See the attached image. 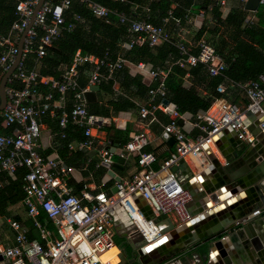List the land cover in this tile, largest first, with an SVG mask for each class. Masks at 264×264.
Here are the masks:
<instances>
[{
    "label": "built area",
    "instance_id": "2783aa9c",
    "mask_svg": "<svg viewBox=\"0 0 264 264\" xmlns=\"http://www.w3.org/2000/svg\"><path fill=\"white\" fill-rule=\"evenodd\" d=\"M38 2L19 0L15 5L17 19L7 34L0 32L1 77L15 62L18 42L26 32L19 62L6 83V104L0 111V173L14 179L19 169L27 170L23 177L22 203L27 216L34 221L47 244L28 240L21 222L7 220L13 232V244L5 243L0 234V257L3 260L0 264H117V255L116 263L102 259L103 255L116 248V222L127 225V237H138L148 246L166 235L168 225L161 221L182 225L191 220L187 212L191 196L182 188L171 171L172 167L181 161L204 155L223 131L233 132L243 143H254L255 138L249 129L256 118L263 115L264 73L256 81L244 85L247 98L244 106L239 107L224 100L215 101L207 112L197 114L193 123L195 127H199V123L205 124L206 127L201 128L203 133L188 137L179 125L183 114L176 108L170 110L163 102L168 74L164 69L152 68L143 63L133 65L120 57L113 62H105L90 55H82L79 51L56 80L41 76L35 69L25 68L30 55L35 56V61L40 60L62 32L73 30L79 17L74 16L73 22L65 25L63 15L73 2L84 4L96 18L108 19L110 15H115L119 23L126 24L128 33L133 36L128 47L143 42L152 47L168 41L169 36L162 28L131 19L124 13L111 11L90 0H44L34 13ZM175 47L181 56L176 62L179 67L188 69L202 64L209 76L222 75L225 64L206 41L201 39L198 42L195 55L189 54L182 43H175ZM85 64L90 66L88 83L84 89L75 91L79 79L78 68ZM124 66L144 73L155 83V87L148 91L149 101L139 109L142 130L133 134L118 152L121 158L129 154L137 155L139 169L130 179L116 182L115 193L91 194L83 191L81 197H77L68 184L69 168H65L60 160L39 153L41 131L38 121L46 114L54 116L59 109H63V96L70 90L75 91L71 109L68 112L60 111L57 115L58 127L64 130L68 124H73L83 129V140L72 141L67 148L71 152L90 151L93 147L91 132L102 121L88 112L84 94L91 90L97 92L101 81L110 80L112 74ZM102 68L106 69V76L101 74ZM41 86H49L59 95L58 100L54 101L52 93L42 94L39 91ZM216 90L223 92L222 86ZM157 110L169 114V121L162 127V133L166 139H172L174 150L158 170H153L151 165L155 157L144 152L143 148L148 144V129L156 121ZM258 127L264 128V121ZM58 135L60 138L65 136L61 131ZM98 156L99 164L110 166L107 150L101 148ZM136 200L145 203L151 218L142 214ZM38 217H45L52 222L57 235L55 239H46L47 233L36 221Z\"/></svg>",
    "mask_w": 264,
    "mask_h": 264
},
{
    "label": "crops",
    "instance_id": "0c3cea01",
    "mask_svg": "<svg viewBox=\"0 0 264 264\" xmlns=\"http://www.w3.org/2000/svg\"><path fill=\"white\" fill-rule=\"evenodd\" d=\"M15 1L16 0H0V6L7 8L10 5H12ZM162 1L169 2V6H170L169 9L172 10L174 13L175 11L177 12V10L180 9L177 7L178 5L176 4L175 0H146L145 4L142 5L134 4L131 9L134 12L135 17L141 18L138 19V21L148 22L147 19H152V21L157 22V24H160L159 26L164 28V31H167L169 33L171 38L176 39L178 42H183L184 44H186L187 48L190 50V52H192V54L196 52L198 42L204 37V36L201 37L199 36V31L204 26H207L210 29L217 28L218 37L226 39L228 43L229 41L231 43L235 40H238L241 41L242 43H246L247 45L253 47L257 51L256 55L250 53H244L243 58L245 63L242 65V67H244L245 65L252 67L253 68L252 71H254L255 74V71L258 72L260 66L264 64V6L263 5H260L256 12H250L244 9L246 2L243 3L242 0H220L218 6H216L217 4L215 5L216 2H214V0H191V4L186 10L187 12L186 18L179 19L175 17L173 13L170 14V12H167L165 16L161 17L160 11L152 12L150 10L151 5L152 6L159 5V3H161ZM215 12L219 14L218 18L215 16ZM239 12H243V22L239 26V30L243 32L242 35H236L235 28L232 25L220 24L222 22L225 23L226 19L229 16H232ZM7 32L3 34L5 35L7 34ZM120 44H121V48L125 50L130 49V47H128L127 44L124 43H120ZM229 50L231 52H234L236 50L237 52H239L238 47L234 43H232V46L229 48ZM258 54L260 55V57ZM39 61L40 60L35 61L34 63L35 65L34 69L38 71V73L40 68ZM68 66L69 65L66 64H61L59 66L57 70L59 77ZM225 66L229 68V65H225ZM171 68H172V64H167L165 66L164 70L168 72L167 77L172 73ZM182 69L185 71V74L180 77L181 87L186 90L194 88V90L200 97L202 98L209 97L210 96L209 87L205 84H201L197 79L192 77L190 75L189 69H185V68ZM243 72L244 73L238 74L237 76L238 77L250 76L249 72H245L244 69ZM128 74L131 77H136V76L140 77L142 82L147 87L153 84L144 73H140L136 69H131L130 67H128ZM89 76H90V67H88V74L86 81L84 79L80 80V77L78 79V83L80 81V84L83 85V88H79L77 83V87L75 91L84 89L86 87ZM43 77L55 79L52 76H43ZM247 83H248L247 81H245L244 83L235 82L229 84L228 81L222 83L221 86L223 88V92H218L216 90L219 97L216 98L215 101L224 100L226 102L235 104L239 107L244 106L247 103V98L243 87ZM110 89L112 91L111 94L101 91L100 87L96 92V101L94 103L97 104L99 107H102L104 109L106 108L108 115L101 116L99 114H92L95 117L99 118L102 121V123L99 124L98 128L93 129L91 132L93 136L92 149L90 151H82L84 152V154L86 153V156L88 158L87 162L79 168H69L68 171L69 181L72 180L74 183L81 186L79 192L75 194L77 197H81L83 191L89 192L91 194H95L98 192H104L110 194L112 193V189L115 186L116 177H118L120 181L128 180L131 178L134 172L139 169V162H138L139 158L137 155L129 154L126 157L121 158L118 155V152L125 146V144L130 140L133 134L139 133L142 130L141 129L142 121L140 120L138 114L140 107L145 105L149 101L148 98L149 95L148 93L146 95L138 93L136 92L135 89L130 91V93H127L125 89L120 85V83L116 81L112 83ZM75 91L70 90L63 96V109L62 108L59 109L54 116H51L50 114H46L45 116L41 117L40 120L38 121L41 131L40 139H39V145H40L39 153L43 156L52 157L57 160H60L62 163L63 160L60 157L59 154L60 151H58L57 148L58 140H59L57 134L58 127H56V124L58 122L57 115L60 114V111L68 112L71 109V108L69 109V107H72L73 105V94L75 93ZM40 92L42 94L48 92L52 93L54 97V101H57L59 98V95L56 92L52 91L49 88V86H41ZM118 97H121V100H126V102L129 103L131 106H126L124 109H120L119 111H114L111 104L113 102H116ZM146 99L148 100L145 103ZM158 100L159 99H156L157 102ZM163 102L168 106L169 104H172L168 99H166V97L163 100ZM87 104L88 103L86 102V106ZM211 106L209 107V109L211 108ZM262 110H263V115H259L256 118L255 123L258 122L260 123L261 121H264V104L262 105ZM207 111H199L198 114ZM155 116H156V121L151 123L149 126L148 136H147L148 144L143 148V151L154 155L155 162L151 165V168L153 170H158L161 163L166 158H168L169 155L173 152L174 143L172 139H166L162 133V127L166 125L169 121L168 112L157 110L155 112ZM195 120L196 117H193L191 114L189 113L183 114V119L181 120L182 123L180 126L188 137H194L196 135L202 134L203 131L201 128L206 127L205 124L202 123H199V127L193 126ZM70 125L75 126L73 124H68L66 128H68ZM259 129L262 132L260 139H255L253 144H246L239 141L236 135L229 130L223 131L214 139L213 146L210 148L209 151H206L204 155L198 156L196 158H189L184 162L183 165L178 164L177 166L172 167L171 171L176 175L177 179L181 184H184L186 181L190 180L191 182H193V184L197 186L199 190H201L203 184L206 183L216 189L217 188L216 185L220 186L219 181L224 182L223 177L227 178L230 182L238 181V180H245L248 182L251 176L254 175V170L258 167H261V161H264L262 157L255 156V153L259 152L257 146H259L262 150L264 149V128L259 127ZM101 148L107 150V152L109 153L111 164L109 167H105V165H102L106 169V173L103 174L100 179H96L93 176V172L89 171L88 168L86 167L90 160H96V162L98 160L100 161V158L98 156V150H100ZM221 152L224 154V157L223 155H221ZM208 153L214 155L217 158L219 166L223 169V176L220 175L218 171H215V169L212 166H210V163L206 159ZM99 161L98 163H96L95 168L101 166V164H99ZM209 166L212 167L211 170L209 169ZM109 172H111L112 175L109 174ZM2 185L3 183L1 182V186ZM261 185H264V181L261 182ZM216 192L217 191H215V193ZM226 196L227 198L225 200L220 199L218 203H213L211 201H208L209 196H206L205 200L207 201L210 207L208 210L202 211V213L199 215H204V213H206L207 211H211L210 213H212V210L215 207L224 203H230L234 208L242 207L244 206L245 201L247 200V196L244 190H241L239 188H237L236 194L230 195L228 193ZM190 203L188 204L187 209L189 208V210H191L193 213H197L201 209L200 204L196 205V203L195 204L191 203L190 205ZM8 210L12 217L17 216L20 218V220H15L11 217L0 216V234L1 237L4 239L5 243H8L9 245L13 244V232L7 223V220H9V221H18L23 224L26 230V237L28 240L38 241L42 245L47 244V242L41 238L40 231L38 227L35 225L34 221L27 216L26 209L22 203V200L19 203L10 206ZM214 211L217 210L215 209ZM222 212H224V210L214 213V216H217L218 213H222ZM230 212H232V210L227 209V214H229ZM256 214H258L259 221L264 220V209L262 211L256 212ZM199 215L197 214L194 217H191V220L189 222L182 225L192 223V221L195 220L196 217H198ZM36 221L40 225V228H42L47 233L46 239L48 241L53 240L57 237L55 227L50 220H48L45 217H38ZM212 221L213 220H211V222ZM182 225H176L173 223L174 228L181 227ZM204 230L205 229L203 230L199 229V232L202 233L204 232ZM114 232H115L114 239L117 237L123 240L120 243V245H117L114 242L116 247L115 249L118 251V253H116L115 255H117L118 258L119 256L118 248H121L125 251V259L128 262H130V260L134 259L133 257L135 255V252L131 250L129 244L131 243L133 245H140L141 239L138 237H131V238L127 237V225L126 224L124 225L123 222H116L114 226ZM196 232H197L196 230H189L187 233H184V235L178 236L176 239H174L175 245L169 246L165 251L167 252L170 249H173L177 245L184 247V242L185 240L188 239L186 238V236L190 237ZM170 234L171 231L167 232L164 238L161 239V241H158L153 245H148L147 247L152 246L154 248V246L159 245L160 243L166 241L167 239L171 240ZM232 241L234 242L236 241V239L232 238ZM147 247L142 246V248H146V249ZM227 248L229 249L235 248L232 249V254L230 255L231 264H234L233 260L237 262L236 259H239V257L243 259V258H247V256H249V258L252 259L253 264H263L262 261L259 260V254L252 249L251 245H248L247 246L248 249L244 250L242 247H238L236 245L230 246V243L227 242ZM204 254H200L198 252H195L194 250L192 251L181 250L180 252H178V254H176L175 257L169 259L168 264H224L222 262L220 263L216 259V257L208 258L205 257ZM147 259H150V257H148ZM2 261H3L2 258H0V263Z\"/></svg>",
    "mask_w": 264,
    "mask_h": 264
},
{
    "label": "trees",
    "instance_id": "16d2710c",
    "mask_svg": "<svg viewBox=\"0 0 264 264\" xmlns=\"http://www.w3.org/2000/svg\"><path fill=\"white\" fill-rule=\"evenodd\" d=\"M19 0H16L9 7L0 6V32L6 33L10 28L11 24L17 19L15 14V5ZM92 2L98 3L101 6L106 7L111 11L117 13H124L126 16H130L131 19L138 20L141 18L135 17L132 11V6L134 4H145L146 0H90ZM177 7L180 8L175 11V13L170 10L169 2L162 1L159 5L150 6V10L153 12L160 11L161 17L165 16L167 12L179 19H184L187 16L186 10L191 4V0H175ZM215 5L218 6L220 0H214ZM217 8V7H215ZM170 10V11H169ZM65 25L73 22V17L78 16L79 20L75 22L74 28L71 31L62 32L61 36L53 43V45L46 50V54L39 61V73L43 76H52L55 79L59 78L58 68L61 64L70 65L72 59L77 51L82 55H90L99 60H104L105 62H113L118 57L125 59L131 64L144 63L149 64L152 68L165 69L167 64H172V73L168 75L165 81L166 87V99H168L172 104H174L176 110L181 113H189L193 117H196L199 111H207L211 104L219 97L217 94V87L221 86L222 83L228 81L229 84L239 82L244 83L245 81H256L260 75L264 73V64L260 66L259 71L254 74L252 67L242 65L245 63L243 55L244 53H250L256 55L257 51L241 41L235 40L228 43L224 38L218 37L217 28L210 29L204 26L199 31V36H204L202 40L206 41L211 47L214 48L215 53L223 60L225 65H229V68L225 66V69L220 76L211 77L208 75L206 67L202 64H197L194 67L188 68L190 75L197 79L201 84H205L210 89V96L206 98L200 97L194 88L186 90L181 87L180 77L185 74V71L179 67L176 63L181 56L179 55L178 49L175 47V43H178L176 39L171 38L169 33V40L162 42L159 45L149 46L146 42L140 44H134L130 49L125 50L121 48L120 43L128 44L132 39L127 31V25H122L117 22L115 15H110L108 19H100L93 16L91 11L82 3L73 2L68 9L64 11ZM215 16L218 18L219 14L215 12ZM152 25L160 27L157 22L152 21V19H147ZM243 22V12H239L226 19L225 23H220L221 25H232L235 28L236 35H242V31L239 30L240 24ZM183 46L187 48L186 44L183 42ZM234 43L239 52H231L229 48ZM198 52L193 53L195 55ZM188 53L192 54L188 49ZM259 55V54H258ZM260 57V55H259ZM35 56L30 55L26 59L25 68L34 69ZM89 65L85 64L78 68V73L80 80L84 79L86 81L88 74ZM249 72L248 77H238V74ZM103 76L107 75L106 69L102 68L100 70ZM253 74V75H252ZM1 81V77H0ZM116 81L125 89L127 93H130L133 89L141 94H147L149 89L155 87V83L147 87L142 82L141 78L131 77L128 74V67L124 66L112 74L110 80L101 81L99 87L100 90L111 94V85ZM20 86V85H18ZM79 88H83V85L78 83ZM40 91V88H39ZM46 91V88H45ZM72 93V92H71ZM149 98V96H148ZM72 100V99H71ZM148 99H146L145 103ZM114 111H119L124 109L126 106H131L126 100H121L118 97L116 102L111 104ZM71 107H69L70 109ZM87 110L90 114H99L101 116H107V109L99 107L97 104L88 103ZM48 120V118H47ZM54 122V121H53ZM1 123V120H0ZM52 126V125H51ZM58 127V122L56 124ZM2 128L0 127V132ZM63 132L64 138H60L58 135V151L60 157L63 160V165L67 168H79L84 165L88 158L86 153L71 152L68 150L67 145L73 140L80 141L83 140V129L77 128L76 126L70 125L64 130H60L58 127L57 134ZM99 161V160H98ZM96 160H90L87 167L89 171L93 172V176L96 179H100L103 174L106 173V169L101 165L95 168ZM26 169H19L16 173L14 179L8 177L5 173H0V179L3 185L0 188V216L11 217L15 220H20L17 216H11L9 212V207L19 203L23 200L24 193L22 191L23 177L26 173ZM69 186L73 189V194H76L81 189L80 185H77L72 180L69 181ZM123 240L120 238H115L114 242L117 245ZM200 254L206 252V247L201 246L194 250Z\"/></svg>",
    "mask_w": 264,
    "mask_h": 264
},
{
    "label": "water",
    "instance_id": "95a60500",
    "mask_svg": "<svg viewBox=\"0 0 264 264\" xmlns=\"http://www.w3.org/2000/svg\"><path fill=\"white\" fill-rule=\"evenodd\" d=\"M43 1L44 0H39L34 9V13L38 10ZM260 5L264 6V0H247L244 9L246 11L256 12ZM25 33L26 32L23 33L19 41L18 54L16 56L15 62L2 76L0 81V111H2L6 104V83L19 62L22 41ZM84 99L87 103H94L96 101V91L91 90L90 92L85 93ZM174 108L175 106L173 104H169L170 110H173ZM181 123L182 121L179 120V125H181ZM258 124L259 122L254 123L249 129L255 139H260L262 133L258 127ZM257 147L259 152H254L255 156L262 157L264 159V149L262 150L259 146ZM221 155L224 157L222 152ZM206 159L210 163V166H212L215 171H218L220 175L223 176V169L219 166L217 158L214 155L208 153ZM179 164L183 165L184 162L181 161ZM210 166L209 169L211 170L212 167ZM105 167L109 166L105 165ZM109 174L112 175L111 172H109ZM223 179L224 182L219 181L220 186L216 185V189L206 183L203 184L202 189L199 190L197 186L190 180L182 184V188L191 196V203L201 205V209L197 213H193L191 210H189V208L187 209L190 217H194L197 214L199 215L202 213V211L209 209L208 203L205 200L206 196H209L208 201L218 203L222 196H226L228 193L230 195L236 194L237 188L244 190L247 196L244 206L234 208L230 203H224L215 207L212 210V213H210L211 211H207L204 213V215H199L196 217L192 223L182 225L178 228H174L168 220H163L161 222H165L168 225L166 232L171 231V240L167 239L146 253L144 252V248H142V246L147 247L143 240H141L140 245H133L130 243L129 246L131 250L135 252L133 257L134 259L130 260V262L125 259V251L121 248H118L119 262L117 264H168L169 259L175 257L176 254H178V252L181 250L192 251L203 245L206 247V252L204 254L205 257H216L220 263L222 262L224 264H231L230 255L232 254V249L235 248H227V242L230 243V246L236 245L238 247H242L244 250H247V246L251 245L252 249L259 254V260H261L264 264V220L259 221L258 214H256V212L262 211L264 209V185H261V182L264 181V161H261V167H258L254 170V175L251 176L248 182L245 180L230 182L227 178L223 177ZM115 181L119 182L120 179L116 177ZM215 191L217 192L215 193ZM115 192L116 187L114 186L112 193ZM226 198H224V200ZM136 205L145 217L151 218L150 211L143 201L136 200ZM215 209L217 211H214ZM227 209L232 210V212L227 214ZM223 210L224 212L218 213L217 216H214V213ZM211 220L213 221L211 222ZM199 229L205 230L201 233L199 232ZM189 230H196L197 232L190 237L186 236L188 239L185 240L184 247L177 245L173 249H170L167 252L165 251L169 246L175 245L174 239H176L178 236L184 235V233H187ZM232 238H235L236 241L233 242ZM148 257H150V259H147ZM239 259H236L237 262L233 259L232 260L234 264H253V261L249 258V256L243 259L239 257Z\"/></svg>",
    "mask_w": 264,
    "mask_h": 264
},
{
    "label": "bare ground",
    "instance_id": "6f19581e",
    "mask_svg": "<svg viewBox=\"0 0 264 264\" xmlns=\"http://www.w3.org/2000/svg\"><path fill=\"white\" fill-rule=\"evenodd\" d=\"M201 178H202V176H201ZM227 196H222V198L221 199H224V198H226ZM209 206V205H208ZM210 207V206H209ZM164 238V237H163ZM161 241V240H160ZM150 245H153V244H150ZM158 246V245H157ZM157 246H154V247H157ZM151 247V248H150ZM144 249H146V248H144ZM151 249H153V247L152 246H149V247H147V249L146 250H144V252L146 253V252H149ZM117 253V250L116 249H112V250H110L109 252H107L105 255H103V257H102V259L103 260H109V261H111L112 263H114L116 260H115V258H114V256H115V254Z\"/></svg>",
    "mask_w": 264,
    "mask_h": 264
}]
</instances>
